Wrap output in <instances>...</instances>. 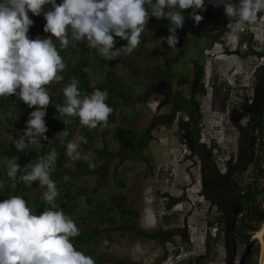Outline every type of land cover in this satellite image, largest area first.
I'll list each match as a JSON object with an SVG mask.
<instances>
[{
    "label": "clouds",
    "instance_id": "1",
    "mask_svg": "<svg viewBox=\"0 0 264 264\" xmlns=\"http://www.w3.org/2000/svg\"><path fill=\"white\" fill-rule=\"evenodd\" d=\"M208 3L223 7L230 21L227 27L237 34L254 24L258 14L264 12V0H239L238 4L232 0H208ZM45 5H51V9L45 10ZM188 9L198 25L204 17L197 12L206 10L205 0H61L60 4L56 0H0V97L16 96L28 108L35 109L29 113L22 134L15 139V149L18 152L39 149L43 147L41 141L48 140L44 135L48 131L44 118L51 97L45 86L64 80L60 73L66 64L60 50L86 43L106 61L129 56L141 43L150 17L168 21V35L160 41L175 48L179 42L176 31L183 27V12ZM29 13L43 14V32L50 34L48 38L28 36L34 23ZM115 38L127 41L126 45L116 48ZM233 64L240 65L239 57L233 58ZM78 84V78L72 77L63 85L61 92L66 99L63 105H55L58 113L55 118H78L80 125L89 129L106 127L113 112L105 102L107 91L97 88L82 95ZM218 113L225 115L226 111ZM213 128L217 131L221 125ZM68 137L69 133L62 130L53 140L65 146L71 160L83 159L93 168L91 154L82 155L80 151L87 139L75 136L65 145ZM57 157L53 149L23 168L17 157H5L6 175L15 182L12 186L22 182L31 187L38 183L46 188L42 199L48 207L36 215L19 195L0 202V264H96L93 257L78 251L72 243V238L80 235V229L56 203L59 192L51 173ZM4 188L0 183V192ZM197 192L200 195V188Z\"/></svg>",
    "mask_w": 264,
    "mask_h": 264
},
{
    "label": "crops",
    "instance_id": "2",
    "mask_svg": "<svg viewBox=\"0 0 264 264\" xmlns=\"http://www.w3.org/2000/svg\"><path fill=\"white\" fill-rule=\"evenodd\" d=\"M56 3L60 4L61 0H56ZM44 9L50 10L51 5H45ZM28 15L34 22L28 36L31 39H35L37 36L42 39L48 38L50 34L43 32L45 24L43 14L33 16L29 13ZM147 33L149 32L146 27L140 37L141 43L133 54L122 56L114 61H106L95 50L89 49L86 43H81L74 48L62 49L63 54L65 52L72 53L70 57L63 58L66 68L60 75L64 77V80L59 84L53 83L45 86L51 97V109L46 110L47 114L44 118L48 128L44 135L48 137V140L41 141L43 147L39 149L29 148L34 152L29 161L32 163L38 157L48 154L53 149L56 150L58 157L55 165L60 169V175L51 176L56 182L59 192L56 203L58 206L60 203L64 205V213L73 219L80 229V235L72 238V243L78 251L93 257L96 264H124L125 261L132 264L128 249L135 245L138 239H134L132 224L128 221V217L120 213V209L123 207L138 211L140 226L145 229L151 228L154 226L153 216L156 217L164 212L163 202L160 200L162 193L166 192L176 196L179 191L178 187L188 179L187 165L181 162L176 146L173 147L172 145L162 152L166 158L165 162L148 165L147 161L144 160L146 163L144 167L140 165L143 156L137 161L135 154L123 153L121 157L118 155L119 146L114 140V131L118 128L129 129L133 131V134H136L135 130H145L154 110L148 108L146 104L156 103L152 97L145 95L141 101L149 113L142 117H136V109L134 110L131 106L133 101L130 97L131 90L129 88L132 85L131 78L137 77L136 68L138 66L136 64L149 59L151 56L147 54V51L149 48L155 47V40H146L148 38ZM115 39L116 48L127 43V41L119 38ZM156 46L158 47V43ZM186 55V52L183 51V56H180L178 61L185 59ZM72 77L78 78V87L82 95L97 88L107 91L108 99L105 102L113 109V112L108 118L106 127L98 126L96 129H89L81 126L78 118L61 117L60 120L55 118L58 116L55 105L57 103L63 105L66 99L61 88ZM121 85L125 86L126 90H123ZM123 104L125 105L123 106ZM31 111L33 108H28L20 100L0 97V183L5 185L3 191L0 192V202L9 196L19 195L25 199L27 206L34 210V214L39 215L48 207L42 199V194L46 188L39 187L38 183L34 182L31 187L23 184L21 188L15 190L12 186L15 182L6 175L5 167V157L9 159L13 157V153L16 151L13 143L22 134ZM62 130L69 133L65 145L68 140L75 136H82L87 139V144H81L80 151L82 155L91 154L93 168H90L89 163L83 159L71 160L66 155L65 146L59 141L53 140L55 135ZM161 141L169 145L175 144L171 136L156 139L157 143ZM144 145L141 146L143 151L146 149ZM105 150L110 151V158H115L117 162L111 158L110 162L105 164V156L107 155L104 154ZM132 159H135L138 165L132 163ZM163 164L167 165L174 175L173 185L157 191L158 196L154 195L153 202L150 205L146 204L142 196L144 178L153 173V167ZM109 174L113 175L114 184L118 186L120 191L115 195L107 191L105 179ZM88 178L93 179L91 184L88 182ZM82 194L88 197L84 198L86 206L81 212L79 200H81ZM190 202L191 204L187 208L189 210L193 207L192 201ZM59 209L62 208L59 206ZM104 240L115 241V247L110 250L106 249L102 245Z\"/></svg>",
    "mask_w": 264,
    "mask_h": 264
},
{
    "label": "rangeland",
    "instance_id": "3",
    "mask_svg": "<svg viewBox=\"0 0 264 264\" xmlns=\"http://www.w3.org/2000/svg\"><path fill=\"white\" fill-rule=\"evenodd\" d=\"M234 4H238L239 0H233ZM186 11L183 12V15L185 17L183 27L181 29H177L176 35H179L181 39L184 40V42L180 45L181 50L186 52V57L191 58L195 60V62L200 63V66H202V84L204 88V94L202 96H199L198 99V109L200 111V120L199 125L197 127V139L203 141V148L208 154L209 158L211 159L212 163V169L214 168L217 173L220 175L224 172L225 169V161L229 157L235 156L236 152V138H237V128L239 126H242L245 124L248 114L240 109L239 105L242 101V95L244 92L240 91L239 96H237L234 92H232V88L230 85H237L240 84L241 86L245 87L247 89L245 93V98L249 99L251 96V87H252V77L251 74L254 70V68L258 65H260L264 58L259 55L262 45H264V12H261L258 14V20L249 26H246L240 33H233L230 29V27H227L229 24V19L225 17V28L226 32L222 35L220 42H210L208 39L204 38L200 34L199 27H196V24L194 20L190 17L188 18L186 16ZM166 27L165 29H167ZM154 29H152L153 31ZM149 32V31H148ZM250 34L251 39L254 42V48L255 50L248 51L246 45H239L238 44V36L242 35L244 33ZM162 34V35H159ZM158 35V36H157ZM168 32L166 30H161L160 32H152L147 33L146 36L148 37L146 40L151 41L155 38V47L147 51V54L151 56L150 58H156L158 57V53L156 54V50L159 47H166V42H161V37H167ZM156 43H158V47L156 46ZM178 46V45H177ZM168 47V46H167ZM169 48V47H168ZM176 48H172V51H176ZM170 49V48H169ZM155 51V52H154ZM60 50V55L62 58L70 57L72 53L65 52ZM156 54V55H155ZM170 55L171 53H167ZM239 57L240 59V65L237 66L233 64V58ZM159 61H161L159 59ZM150 62V61H148ZM147 63V61H146ZM144 64V62L142 63ZM139 63H137V66H142ZM182 62L179 61L178 65H174L172 67V70H178L179 72L182 70ZM187 69H189L187 67ZM191 68L188 70L190 73ZM182 75V74H181ZM189 78V77H188ZM95 79V77H93ZM131 99L133 101V109H136V117H142L143 115L146 116V114L149 113V111L142 105V99L145 96L142 89V80L141 78H138L134 76L131 78ZM121 88L123 90H126V87L121 85ZM154 98V96H152ZM125 104H123L124 106ZM224 105V112L226 111V114H219V109L221 106ZM135 118V117H134ZM16 120V119H13ZM221 125V128H217L218 130L214 131L213 126ZM260 135V145L258 151L260 152V155L256 156L254 158V162L250 167L243 173L241 176L237 177L236 181L237 184H234L233 188L237 189L239 187V190L241 189H252L256 192L255 196V203H261V206L263 208V220L262 223L259 226V231L262 227V224L264 222V180L261 178V176H257L256 170L257 168H264V117H263V126H262ZM144 129H138L135 130L136 134H134L136 137L141 135L143 133ZM170 130V129H169ZM170 132L168 130H162L157 131L156 134L153 133L154 138H162V137H169ZM174 141L176 140L178 143H180V136L178 134V131L174 134ZM171 144L165 142H159L157 143L155 141V144H149L144 145L145 150L143 151L141 148L140 150L136 151V160L139 161L141 157L143 156L142 164L141 166H145L147 163L148 165L153 164H161L162 162H165L166 158L163 156L162 152L168 148H170L172 145L173 147H177L179 150V157L181 159V162L187 165L186 167V173L188 174V179L186 180L185 184L183 185L186 195L189 196V198L184 197L183 201L181 202V208L184 211L181 212V214H185V210L188 208V205L191 204L190 201L193 203L192 207V213L190 214V217L187 219V224L194 227L193 233L191 235L193 239V243L195 246V252L198 251L199 246L202 242V235L203 230L205 226L212 227L214 223H217L218 227L222 225L220 219V212L219 210H215L214 208H211L210 205L205 201L204 198H202L199 194L195 196V193L200 188V167L201 163L196 157L189 156L188 158L185 156H182L183 154L186 155L188 153V149L185 148V151L179 147L177 144ZM140 143H138L139 147ZM143 146V147H144ZM147 146V147H146ZM146 151V153H145ZM105 153V164L110 162V151H104ZM144 153V154H143ZM183 157V158H182ZM187 158V159H186ZM113 160L116 161L114 158ZM135 159H132V163H136ZM147 161L145 163V161ZM137 164V163H136ZM138 165V164H137ZM155 168L153 167V172ZM155 173V172H154ZM205 176L207 177V186L208 188H213L217 184V180L214 179L213 174L209 171H204ZM60 175V169L55 165L54 171L51 173V176L56 177ZM113 175L109 174L108 177H106V187L107 191H109L110 194L115 195V193H119V188L114 184ZM152 176H149V181L144 182V187L146 188L149 184L151 186L152 182ZM88 182L91 184L93 182L92 178H88ZM214 185V186H213ZM162 188V187H161ZM216 189L220 190V186L215 187ZM150 189V196L154 198V195L158 196L157 191H160L161 189H158L155 187L149 188ZM153 190V192H152ZM79 191V190H78ZM221 191V190H220ZM221 198L223 201L224 208L230 211V214L232 217L236 216L238 212L240 211L235 204H230V200H227L228 194L221 191ZM241 195V194H240ZM81 200H79L80 210L83 211L84 207L86 206L84 204L85 202V196L84 194L81 195ZM191 199V200H190ZM152 203V202H151ZM82 214V213H81ZM80 215V214H79ZM182 215H180L181 217ZM237 224V223H236ZM264 228V226H263ZM262 228V229H263ZM208 231V230H207ZM256 231V232H257ZM201 232V235L199 234ZM255 232V233H256ZM244 235H250V238L254 236L255 233L249 232V230H243L242 232ZM249 238V239H250ZM211 246H209V250L211 252V256H209L203 264H237L238 259L240 255L242 254L245 242L236 240V242L233 244L232 248V256L229 258V261L227 260V253L224 250L223 246V238L222 236L218 237L216 239V243L213 245V243H209ZM261 246L263 247V240H260L258 238L257 241H255L249 251V255L246 257L244 264H261ZM133 247V245H132ZM130 246V250L132 249ZM257 249L255 254H250L251 251H254ZM201 251V248L199 249ZM130 258V254H129ZM132 261L133 259L130 258ZM124 264H129L128 261H125ZM167 264V263H166Z\"/></svg>",
    "mask_w": 264,
    "mask_h": 264
},
{
    "label": "flooded vegetation",
    "instance_id": "4",
    "mask_svg": "<svg viewBox=\"0 0 264 264\" xmlns=\"http://www.w3.org/2000/svg\"><path fill=\"white\" fill-rule=\"evenodd\" d=\"M177 37L179 42L177 43L178 46L176 45V51H172V48L169 49L167 46L164 47V45L160 49L158 47L156 50L158 57L147 59V63L146 61H141L139 64L141 65L143 62L144 64L136 68L137 77L142 80L141 86L144 95H148L149 97L154 96V98H152L156 103L146 129L143 130L141 135L136 137L137 140L135 141V146L137 147L138 143H140V145L135 151L140 150L143 144H154L156 139L154 138L153 133L168 130L170 132L169 136L174 139L172 134L177 130L180 136V143L176 140L175 143L177 142L179 147L183 145L184 151L185 148L189 150L186 155L182 156L187 158L189 156L196 157L201 163L200 189L202 188L206 191L212 189L216 190L217 197L220 198V219L230 221L232 220V215L230 214V211L224 208L221 194L219 190L215 188L218 184L213 188H208L207 186L208 181L204 171H209L212 174V163L202 146L203 141L198 140L196 137L197 127L200 120L197 98L200 95L192 91V85L194 74L199 68L200 63L186 57L185 59L180 60L182 62V70L180 72L178 70H172L174 65H178V58L183 56V51L181 50L180 45L184 40L181 39L179 35H177ZM153 40H155V38ZM167 53L171 54L168 55ZM159 59L161 61H159ZM187 67L189 69L191 68L190 73L188 72L189 69H187ZM163 165L165 168L161 178L163 181L161 189L173 185L174 179L171 169L167 165ZM153 175L154 174L151 173L145 177L144 182L147 179L149 181V176ZM184 184L178 187L179 191L176 196L170 195L166 192L162 193L160 200L163 202L164 212L156 217L152 214L154 218V226L151 228H142L139 221L140 214L138 211L132 209L135 213H133L131 229L134 239H138V242L133 245L132 248L136 247L142 251L141 258L133 259L132 264H203V262L211 256L209 250L211 244L209 243H213L214 245L217 238L209 236L210 225L204 227L201 242L202 246H199L201 251L198 249V251L195 252V247L197 246L194 245L191 237L194 227L187 224V219L190 217L192 209H186L185 214H181V212L184 213L182 209L176 210L173 208L174 205L181 204L184 197L187 198L183 188ZM151 186L152 188L155 187V185ZM144 191L145 187L143 185V199ZM179 198L180 200H176ZM208 205H210L211 208L218 210L216 204L208 203ZM180 215L182 216L180 217ZM223 230L224 229H222V238L225 249L226 234ZM199 234L201 235V232H199ZM248 255L249 253L245 256L243 264Z\"/></svg>",
    "mask_w": 264,
    "mask_h": 264
},
{
    "label": "trees",
    "instance_id": "5",
    "mask_svg": "<svg viewBox=\"0 0 264 264\" xmlns=\"http://www.w3.org/2000/svg\"><path fill=\"white\" fill-rule=\"evenodd\" d=\"M234 3V1L232 0ZM206 10L203 12L198 11L197 14L202 15L204 19L197 25L199 27L200 34L202 37L208 39L210 42H220L222 35L226 32L225 28V14L223 7H213L212 4L208 3V0H205ZM186 16L191 17V9L185 10ZM168 21L161 19L157 20L155 17L149 19L147 24V31L150 33L160 32L161 30H166L168 32ZM152 29H154L152 31ZM238 44L246 45L247 50H255L254 42L251 39V35L246 32L238 36ZM259 55L264 58V45H262ZM202 66L196 70L193 79L192 91L202 96L204 94V88L202 84ZM252 77V87H251V96L249 99L245 98V93L247 89L243 86L233 85L231 87L237 96L239 92L242 91V101L239 105L240 109L248 114V118L244 125L237 128V138H236V152L235 156L229 157L225 161V169L222 174H218L217 171L213 168V176L217 180L220 190L228 194L227 200H230V204H235L239 208L238 214L240 217L237 219V215L232 217V222L229 220H222L221 229H224L225 235V251L228 255L227 260L232 256L233 244L236 240L247 242L250 238V235H244L243 230H249L251 233H255L263 220V208L261 203H255L256 192L252 189H241L239 187L234 189V184H237V177L241 176L245 171L250 167L254 162L255 152L258 151L260 145V135L261 129L263 128V117H264V61L256 66L251 74ZM11 99L18 101L19 99L16 96H11ZM51 109L50 105L46 110ZM33 110H35L33 108ZM219 112L224 110V105L221 106ZM114 140L119 146L118 155L121 157L123 153L135 154L136 146L135 141L137 140L136 136L133 134L132 130L118 128L114 131ZM34 155L33 150L27 148L22 152L17 150L13 153V157H17V163L23 168L26 164L29 163L30 159ZM257 176H261L264 180V168H257ZM24 183H16L14 189L18 190L23 186ZM233 185V186H232ZM219 192L221 193V191ZM243 192L242 194L240 192ZM241 194V195H240ZM200 195L205 199L209 204H216L218 210H220V198L217 197L216 190H205L200 189ZM176 200H180L176 199ZM59 206L64 209L63 204ZM38 212V211H37ZM120 213L129 218V222L133 223V213L132 209L123 208L120 209ZM237 223V224H236ZM264 222L259 231L262 230ZM257 231V232H259ZM256 232V233H257ZM255 233V234H256ZM254 234V235H255ZM218 238V237H216ZM257 249L251 251L250 254H255ZM262 251V246H261ZM261 255V253H260Z\"/></svg>",
    "mask_w": 264,
    "mask_h": 264
},
{
    "label": "built area",
    "instance_id": "6",
    "mask_svg": "<svg viewBox=\"0 0 264 264\" xmlns=\"http://www.w3.org/2000/svg\"><path fill=\"white\" fill-rule=\"evenodd\" d=\"M146 105H147L148 108L154 109L155 103H148ZM181 148L183 149L184 146L181 145ZM258 155H260V152L256 151L254 157L256 158V156H258ZM154 168H155V170H154L155 173L153 172L154 175L151 177L152 178L151 185H155L158 189H161V187L163 186V181H162L161 178H162V173L164 172L165 166L164 165H160V166H155ZM146 181L148 182V179ZM150 187L152 188V186L148 185L145 188V191H144V201H145L146 204H149V205L151 204V202L153 200L152 196H150V192H151L150 189H149ZM240 193L242 194L243 192L241 191ZM197 194H199V192L195 193V196ZM187 198H189L188 195H187ZM173 208L176 209V210H181L182 209L181 208V204H176V205H174ZM239 217H240V214L237 215V219ZM209 236L212 237V238H216V237H219V236L221 237L222 236L221 226L218 227L217 223H214L212 225V227H210V229H209ZM102 245L106 249L110 250L113 247H115V241L104 240L102 242ZM141 256H142V251H140V249L134 247V248H132L130 250V258L131 259L135 260V259L141 258Z\"/></svg>",
    "mask_w": 264,
    "mask_h": 264
},
{
    "label": "water",
    "instance_id": "7",
    "mask_svg": "<svg viewBox=\"0 0 264 264\" xmlns=\"http://www.w3.org/2000/svg\"><path fill=\"white\" fill-rule=\"evenodd\" d=\"M230 222H232V220H230ZM257 240H258V238L253 236L245 243L244 250L239 257L237 264H243V260H244L245 256L249 253L252 244ZM261 264H264V241H263V247H262V251H261Z\"/></svg>",
    "mask_w": 264,
    "mask_h": 264
},
{
    "label": "bare ground",
    "instance_id": "8",
    "mask_svg": "<svg viewBox=\"0 0 264 264\" xmlns=\"http://www.w3.org/2000/svg\"><path fill=\"white\" fill-rule=\"evenodd\" d=\"M254 236L264 241V228L261 231L257 232Z\"/></svg>",
    "mask_w": 264,
    "mask_h": 264
}]
</instances>
